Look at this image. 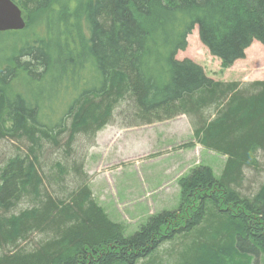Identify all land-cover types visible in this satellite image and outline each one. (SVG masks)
<instances>
[{"label": "trees", "instance_id": "trees-1", "mask_svg": "<svg viewBox=\"0 0 264 264\" xmlns=\"http://www.w3.org/2000/svg\"><path fill=\"white\" fill-rule=\"evenodd\" d=\"M11 1L34 24L17 33L23 47L0 68V139L25 151L0 166V264H137L177 235L180 244L190 241L180 261L198 264L201 249L222 251L208 243L211 224L190 234L209 202L242 223L246 235H231L234 250L252 259L263 254L264 183L257 181V190L245 185H253L246 174L262 167L264 81L216 82L175 56L195 27L225 68L252 42L264 46V0ZM52 37L63 47L47 46ZM21 74L49 79V88L35 84L22 96L12 88ZM52 93L65 109L49 118L38 102L51 101ZM179 116L203 149L226 158L222 173L192 169L179 181L175 210L124 236L94 201L85 157L73 148L93 142L115 118L131 129ZM23 204L28 208L18 210ZM224 252L218 264H238Z\"/></svg>", "mask_w": 264, "mask_h": 264}, {"label": "rangeland", "instance_id": "rangeland-1", "mask_svg": "<svg viewBox=\"0 0 264 264\" xmlns=\"http://www.w3.org/2000/svg\"><path fill=\"white\" fill-rule=\"evenodd\" d=\"M33 24V19L25 20L24 30L30 29ZM24 30L20 32H7L0 34V68H4L3 66L7 65V60L16 54L17 51L22 49L23 45L20 44L22 39L19 35H17V33H22ZM58 44H60L61 47L64 45L61 39L56 40L53 37L52 39H49V42H47V46L52 48H56ZM66 49L67 48L65 47V50ZM69 49L70 48H68V50ZM175 57L180 61L185 59L192 61L202 68L208 78L216 82L251 83L264 81V46L256 41L252 42L251 46L245 51L243 59L238 60L231 66L225 68L223 67L222 63L218 59L212 57L207 49L200 43L198 39L197 28L195 27L191 34L187 37L186 49L184 51L178 52ZM24 60L25 59L21 58L20 62H23ZM48 80L39 83L36 78L28 79L23 74H21V77H16V79L13 81L12 88L14 89V92H18L22 96L26 97L25 94L30 92V90L28 91V88L34 90L35 84H43L46 89L49 88ZM49 92L50 91H45L44 97H47ZM27 98L29 100V97ZM62 102L63 101H60V97L54 94V98L51 101H46L43 104L39 101L38 105L40 104L41 108L44 109V112L46 113L44 116L51 118L53 117V110H57L58 112L64 111L65 106L62 104ZM121 123H123L121 118H115L114 124L104 127L103 132L96 134L93 142L90 143L91 140L87 141L86 139H82L80 144L82 148L78 147L77 149L75 145L73 150H77V152H79L82 157H85L83 171L86 173L85 170L87 169L88 173H90V175L88 174L89 179L87 180V184L92 193L94 201L106 214L107 218L113 224H116L120 227L124 236H130L138 230L140 225L145 224L151 215H157L160 213V211H172L177 208V205L180 203V195H177L176 199L173 198V188L175 183L178 184L180 179L186 176L182 178L181 176L178 177L174 184L169 185L170 190L168 191L166 198H164L165 200L161 202L163 203L162 207H158L160 202L152 201L156 206H154L152 209L149 208L151 206L148 202L147 205H145L144 202H134L136 200H132L133 202L125 201L127 198L132 196L123 194L119 190L120 186H112L108 179L107 181L101 180L102 183L99 184V179L102 178V175L111 171H115L116 168L120 167V165L117 166L122 161L120 158L129 155L131 151L134 150V142L140 138V133L121 131ZM116 131L121 132L119 134H115ZM173 135L174 134H172L170 131L169 135L167 136L171 139ZM182 138L184 137H180V139L176 140H183ZM145 139H147L145 136L139 139L140 143ZM176 140H174V142H176ZM114 151H116V153H114ZM198 151L200 152L199 164H201V166H209L212 169L213 176H215V178H219L222 173L226 158L217 154H209L207 150L205 151L202 148H199L197 153L195 152V158H190L191 168L198 165ZM16 152L23 155L25 151L23 147H20L17 143H8L7 141H2L0 139V166L3 165L4 162H6L7 159H9V157L14 155ZM47 155L50 161H52L54 158L52 153L47 152ZM115 158L119 162H117ZM123 162L128 163L129 161L124 160ZM261 162L262 167L256 171L257 173L246 174L248 178H251L250 180L253 183V185H245L246 190L248 188H252L253 186V188L257 190L258 186L255 184L257 181H259V183H264V156L262 154L259 155V164ZM183 166L184 164L181 163L179 167L181 172L179 174L182 173ZM109 179L112 181L111 178ZM137 180L138 179L136 178L133 181L137 183ZM170 181H172V177L170 178ZM245 189L244 193L246 194ZM209 203L208 210L205 214H203V219H201L202 222L197 225V228L194 227V230L192 229L193 231L191 230L190 234L192 235L195 233L197 230H199L198 228H201V226L205 225L206 223L211 224L212 227L209 225L210 230L209 228L206 230V236H209L208 243L211 246H219L222 251L221 253H215L208 251L205 252L201 249L199 252H202V255L201 253H198V257L200 259L197 261V263L218 264L219 261H223V259L224 261L226 260L227 253L224 251H227V256H230V259L232 256L233 262L235 263L264 264V253L251 255L253 257L252 259L250 257L240 255L236 250L233 249L231 235L234 232L241 235L245 234L241 227L242 223L238 220L222 215V212L220 213L219 209L211 204V202ZM27 208L28 207L23 204L22 206L18 207V210H25ZM182 238L183 236L181 235L173 237L171 241L163 243L154 253L145 259L140 260L137 264H185L184 260L180 261L182 260V257L180 258L178 253H187L188 250L183 245L189 244L190 241H185L183 243L181 242L180 244Z\"/></svg>", "mask_w": 264, "mask_h": 264}, {"label": "crops", "instance_id": "crops-1", "mask_svg": "<svg viewBox=\"0 0 264 264\" xmlns=\"http://www.w3.org/2000/svg\"><path fill=\"white\" fill-rule=\"evenodd\" d=\"M103 130H100L98 134L103 132ZM121 131L137 132L141 134L139 139L144 136L147 139L141 143L137 139L134 142V150L129 155H126L127 157L123 156L120 158L122 161L117 165H120V167L116 168L115 171L102 175V178L99 179V184L102 183L101 180L107 181L108 179L112 186H120L119 190L123 194L132 196L125 200L127 202L136 200L134 202H144L145 205L148 202L151 206L149 207L150 209L155 206L153 202H160L158 207H162L163 203L161 202L168 195L169 185L174 184L178 177L187 176L192 169L201 166L199 164L200 152L198 151V165L190 167V158L194 159L195 152L197 153V150L202 147L193 139L190 122L185 116L127 130L122 128ZM121 131H116L115 134H119ZM170 131L174 134L171 139L167 136ZM180 137H184L182 138L183 140H176L180 139ZM115 160L119 162L116 158ZM124 160L129 162L124 163ZM181 163L184 166L182 173L179 174L181 172L179 169ZM203 167L210 168L209 166ZM85 171L87 175H90L87 169ZM171 177L172 181H170ZM136 178L138 179L137 183L133 181ZM173 189L174 193L172 195L176 199L177 195H180L179 182L178 184L175 183Z\"/></svg>", "mask_w": 264, "mask_h": 264}, {"label": "water", "instance_id": "water-1", "mask_svg": "<svg viewBox=\"0 0 264 264\" xmlns=\"http://www.w3.org/2000/svg\"><path fill=\"white\" fill-rule=\"evenodd\" d=\"M25 28L22 11L11 0H0V33L20 32Z\"/></svg>", "mask_w": 264, "mask_h": 264}]
</instances>
